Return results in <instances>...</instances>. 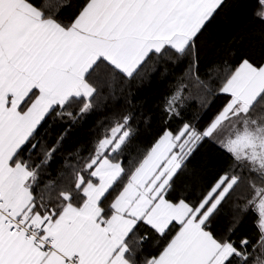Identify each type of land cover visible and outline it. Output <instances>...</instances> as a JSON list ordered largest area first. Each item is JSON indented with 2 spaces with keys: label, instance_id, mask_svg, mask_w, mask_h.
<instances>
[{
  "label": "snow or ice",
  "instance_id": "6c2138e0",
  "mask_svg": "<svg viewBox=\"0 0 264 264\" xmlns=\"http://www.w3.org/2000/svg\"><path fill=\"white\" fill-rule=\"evenodd\" d=\"M0 264H264V0H0Z\"/></svg>",
  "mask_w": 264,
  "mask_h": 264
},
{
  "label": "trees",
  "instance_id": "16d2710c",
  "mask_svg": "<svg viewBox=\"0 0 264 264\" xmlns=\"http://www.w3.org/2000/svg\"><path fill=\"white\" fill-rule=\"evenodd\" d=\"M250 12H251L250 3L243 7L231 9L229 12V16L231 19L228 27L225 29V34L230 37L235 35L237 31H240L245 27H251V25L249 24ZM256 30L258 29L252 28V31H256ZM165 87L166 85H159L160 90H163ZM156 93H157V84L155 83L151 86V90H149V88L146 86L144 92L142 93V97L148 98L149 106H152L154 104L155 102L154 98L156 96ZM198 111H199V101L197 99L192 98L186 101L184 114L187 118L189 119L193 118ZM173 127L175 128L176 125L174 124ZM87 136H88V127L86 125L84 129L74 130L72 134V140L86 141ZM196 159L201 164L208 163L209 170L212 169L213 166L212 158L209 155L206 146L200 149V151L196 155ZM251 225H252V216L249 215L246 221V226L251 227Z\"/></svg>",
  "mask_w": 264,
  "mask_h": 264
}]
</instances>
